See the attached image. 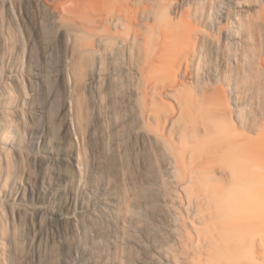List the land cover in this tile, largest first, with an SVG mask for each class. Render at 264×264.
<instances>
[{
  "label": "rangeland",
  "instance_id": "1",
  "mask_svg": "<svg viewBox=\"0 0 264 264\" xmlns=\"http://www.w3.org/2000/svg\"><path fill=\"white\" fill-rule=\"evenodd\" d=\"M111 2L0 0V264L135 259L133 250L115 248L110 223L96 214L87 216L90 222L70 220L81 203L89 205L85 194H115L121 217L136 213L126 210L124 199L146 198L140 185L148 167L133 139L122 147L120 160H110L94 131L86 130L109 87L126 93L124 71L137 57L97 48L98 42L116 43L121 34L110 19ZM146 6L172 29L155 42L152 70L146 73L150 89L176 113L177 136L208 165L201 173L215 182L200 199L202 211L193 206L191 226H181L182 245L164 229L143 234L163 244L169 264L187 259L209 264L220 256L213 248L234 247L222 230L236 216L241 226L250 223L253 229L240 233L233 261L264 264V0H148ZM147 24L153 22H142ZM98 64L100 96L96 84L86 85ZM63 150L77 160L64 156L65 162H53L52 154ZM33 185L56 194L55 208L66 217L59 226L48 220L49 206L37 195L31 199ZM171 197L179 207L178 196ZM156 204L152 207L160 210ZM149 260L163 263L156 254Z\"/></svg>",
  "mask_w": 264,
  "mask_h": 264
},
{
  "label": "bare ground",
  "instance_id": "2",
  "mask_svg": "<svg viewBox=\"0 0 264 264\" xmlns=\"http://www.w3.org/2000/svg\"><path fill=\"white\" fill-rule=\"evenodd\" d=\"M147 1L141 0L139 5L137 0H133L134 3L129 0H112L110 3L111 22L115 30H119L121 34L117 36L116 43L108 45L98 42L97 48L104 52H111L112 55L113 52L123 49L125 54L130 56L134 54L137 57L135 64L129 65L124 71L128 78L126 93H119L109 87L105 104L95 108L93 123L91 127L86 128V130L94 131L102 146V153L110 160H120L122 147L128 145L127 140L133 139L136 151L143 153V166L148 167L143 183L140 185V190L146 198L138 199L135 195H131L124 199L126 210L133 209L136 213H126L121 217L118 212L119 200L115 194L105 192L100 198L93 194H85L89 205L81 203L78 212L70 220L77 222V220H83L87 216L96 214L102 222L110 223V237L115 248L120 244L121 248L134 251V261H128L126 264H154L149 260L151 254L160 257L163 260L162 264H169L171 262L164 253L165 247L149 238V233L154 227L164 229L170 240L182 245L184 238L180 235L181 226L185 229L187 225L191 226V217L195 212V207L196 210L202 211L200 199L210 194L207 185L215 181L205 178L201 171L208 168V165L201 163L194 156V149L190 148L187 142L185 143L182 136H177L176 113L162 101L159 103L155 89H150L149 81L152 78L146 77V73L152 70L156 54L155 42L161 37H167L172 29L158 21L155 14H150L151 10L146 6ZM148 19L153 24L143 27L142 22ZM147 30L153 33L152 37L146 34ZM141 40L144 42H140ZM80 46L92 48L91 45L84 43ZM90 84L98 86L97 95L100 96L104 83L99 64L95 73L91 74L86 81L87 86ZM38 114L41 115L39 112ZM39 120L41 121V118ZM127 127L129 129L126 134ZM37 135L36 139L40 142L42 136L40 133ZM64 156L70 160H77L72 155L66 154L64 150L57 156L52 154L51 159L53 162L63 163L65 162ZM249 162L250 160H245L244 166L248 167ZM174 194L180 199L179 207L173 203L175 198L172 199L171 196ZM36 195L41 204L51 208L48 220L53 226L57 227L66 220L62 212L55 208V193L43 192L42 188H35L33 185L30 191L31 199L34 200ZM155 202L161 208L160 210L156 211L152 207L155 206ZM217 214L216 212L215 215ZM233 217L231 226L222 231L226 234L227 240L234 241V247L213 248L220 256L215 262L209 264H238V261L232 259L240 250L237 248L239 244L237 238L243 230L250 232L253 227L250 223L243 227L239 224L237 217ZM87 219L90 222V217ZM141 234L144 236L143 240L138 237ZM251 252L250 259L253 260L252 257L256 252L253 249ZM189 261L187 259L186 264Z\"/></svg>",
  "mask_w": 264,
  "mask_h": 264
}]
</instances>
